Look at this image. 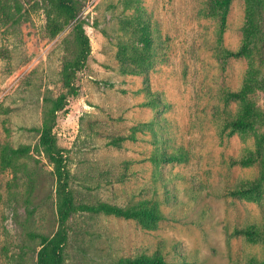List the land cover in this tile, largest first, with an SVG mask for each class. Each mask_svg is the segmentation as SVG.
<instances>
[{
  "label": "rangeland",
  "instance_id": "rangeland-1",
  "mask_svg": "<svg viewBox=\"0 0 264 264\" xmlns=\"http://www.w3.org/2000/svg\"><path fill=\"white\" fill-rule=\"evenodd\" d=\"M76 1L90 55L77 76L79 95L53 129L65 150L68 188L76 203L127 208L148 202L164 218L146 230L132 220L76 214L67 223L62 264H116L139 255L166 264L263 260L264 240L232 232L264 224V184L260 202L228 194L259 176L258 164L232 165L230 158L254 150L255 134H264V127L233 134L226 127L239 108L226 93L239 91L250 70L264 81L262 43L250 56L224 60L220 52L242 45L244 0H231L221 34L215 0ZM18 2V24L0 14V152L3 146L30 152L12 168L0 165V264H35L33 235L56 231L52 166L31 130L40 127L46 99L64 92L61 66L75 55L71 25L50 38L45 1ZM259 24L264 43V10ZM140 27L151 39L148 69L124 74L119 48H141ZM248 99L264 112V91L255 89ZM178 147L186 161L154 159Z\"/></svg>",
  "mask_w": 264,
  "mask_h": 264
},
{
  "label": "trees",
  "instance_id": "trees-1",
  "mask_svg": "<svg viewBox=\"0 0 264 264\" xmlns=\"http://www.w3.org/2000/svg\"><path fill=\"white\" fill-rule=\"evenodd\" d=\"M48 7L46 18V32L50 38L59 35L64 28L71 25L73 42L75 45V55L71 60H64L60 70V82L64 90L63 93L54 99H46L48 104L42 112L40 127L32 129L38 133V148L47 158L52 166L55 186V212L56 231L51 236L42 234L33 235L38 239L39 249L36 253L35 264H62L64 260V249L68 240L67 223L69 219L79 213L94 215L112 216L124 220L136 221L146 230L155 229L163 214L156 205L148 206V202H141L136 206L122 208L109 204H80L76 203L72 192L68 188L69 174L66 169L65 150L60 148L53 133L59 113H65L69 100L79 95V87L76 84L77 76L87 65L90 55V42L84 30L83 22L79 20V8L76 0H44ZM245 2V22L243 25L242 45L236 52L220 49L224 60L229 58H239L250 56L253 52L259 51V45L264 43L260 30L259 19L264 10V0H244ZM215 5L219 11L220 34L224 31L226 15L231 0H215ZM0 14L4 22L12 25L18 24L22 17L18 0H0ZM138 42L141 48L121 45L119 59L121 60L120 71L124 74H141L148 69L151 59L150 44L151 39L147 29L140 27ZM134 65V66H132ZM136 70H135V69ZM255 72L248 71L242 88L236 92H227L226 101H238L239 108L234 119L226 121V127L230 128L229 134L235 132H253L264 127V112L254 107L248 99V95L255 89L264 91V81H256ZM120 139L112 140L111 144L119 146ZM255 149L247 150L239 159L230 158L232 165L238 164L242 167H250L258 164L260 166L259 176L254 180L241 181L239 185L229 190L228 194L233 197H240L251 202H260L262 199V186L264 184V134H255ZM30 152L29 146L10 148L3 146L0 152V165L2 169L12 168L15 160L26 156ZM154 159L168 162H184L188 159L187 153L182 147L176 148L170 154L158 153ZM232 235L244 236L249 242L264 240V224H255L242 228H235ZM116 264H166L159 256L139 255L132 258H124ZM246 264H264L263 260L251 258Z\"/></svg>",
  "mask_w": 264,
  "mask_h": 264
}]
</instances>
